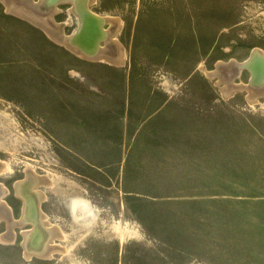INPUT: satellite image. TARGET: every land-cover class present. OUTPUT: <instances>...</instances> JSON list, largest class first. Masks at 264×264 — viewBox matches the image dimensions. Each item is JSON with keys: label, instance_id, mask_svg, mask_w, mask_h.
Returning a JSON list of instances; mask_svg holds the SVG:
<instances>
[{"label": "rangeland", "instance_id": "1", "mask_svg": "<svg viewBox=\"0 0 264 264\" xmlns=\"http://www.w3.org/2000/svg\"><path fill=\"white\" fill-rule=\"evenodd\" d=\"M10 1L40 17L0 0V264H264V0H91L93 57L72 0Z\"/></svg>", "mask_w": 264, "mask_h": 264}, {"label": "bare ground", "instance_id": "2", "mask_svg": "<svg viewBox=\"0 0 264 264\" xmlns=\"http://www.w3.org/2000/svg\"><path fill=\"white\" fill-rule=\"evenodd\" d=\"M4 2H5V4H6V7H7V9L9 10L10 8H13L15 5H14V2L13 1H10V0H3ZM60 1H63L64 2V0H49V2H60ZM91 0H72V4H73V9L75 10V12H76V14H77V16L79 17V18H81L80 20H81V29H80V31H84V30H87L88 29V27H89V25L90 24H92V29H90V30H94V32H96L97 33V36L96 37H94L92 40H91V44H88V42L86 43V42H83L82 40H81V37H80V35H76V36H74V37H70V38H67L66 39V41L68 42V44H70V45H73L75 48H78L83 54H85L86 56H88V57H93V56H95V55H97V54H101L102 52H104V50L102 49V48H100L99 47V45H98V42H99V40H100V38H107V33H108V31L106 32V31H102L101 32V30H102V23H103V21L105 20V18H101L100 20H95V19H93V15H88L87 13L89 12L90 13V11L88 10V8L86 7V4H88L89 2H90ZM18 5V4H17ZM15 6V9H17L18 11H22V12H24V13H27V14H30L33 18H39L40 17V15L38 16V15H35L34 14V12L32 11H29V10H27V8L26 7H24V6ZM84 7H86V9L84 8ZM56 8V7H55ZM55 11V10H54ZM43 18V17H42ZM88 18H90V22H86V19H88ZM108 19V18H107ZM106 19V20H107ZM42 20V19H41ZM43 20H44V18H43ZM42 20V21H43ZM85 20V21H84ZM109 20H111V19H109ZM43 22H45V21H43ZM91 26V25H90ZM79 31V32H80ZM106 33V35H104ZM110 33H112V32H110ZM83 35V34H82ZM104 35V36H103ZM111 38V37H110ZM109 39V38H108ZM108 42V41H107ZM257 51H260V50H257ZM103 54V53H102ZM105 55V54H104ZM98 56V55H97ZM116 57V56H115ZM234 63H236V62H234ZM242 63H239V64H236V65H238V66H240ZM255 65V64H254ZM212 73V72H211ZM215 74V73H214ZM224 77V76H223ZM227 80V79H226ZM229 83V82H228ZM228 86V85H227ZM3 190H4V188L2 189V185L0 184V195L2 194V192H3ZM17 190H18V192L23 196V197H25V205H28L29 204V206H30V209H31V212L34 210L33 209V200L30 198V196L28 195V194H26L25 192H24V190H22V188L20 187V185L17 187ZM24 192V193H23ZM35 206V205H34ZM26 207V206H25ZM1 208H5V206H4V203L3 204H1ZM27 209H28V207H27ZM29 209V210H30ZM28 210V211H29ZM26 212V211H25ZM30 213V212H29ZM35 213V212H34ZM33 214V213H32ZM28 216H30V214L28 215ZM32 217H36L35 215L34 216H32ZM31 217V218H32ZM28 218V217H27ZM34 219V218H33ZM26 221V220H25ZM35 221V220H34ZM33 221V222H34ZM38 221V220H37ZM36 225H38V223L36 224ZM37 228V227H36ZM39 231V230H38ZM38 231H36V232H38ZM41 231V230H40ZM34 232V231H33ZM27 234V233H26ZM39 233H37L36 234V236L38 235ZM42 234V233H41ZM30 235V234H29ZM28 235V236H29ZM33 235H34V233H33ZM27 235L25 236L26 238L24 239V241H23V244H24V247H25V254H30V253H39V252H41V251H39V250H37L36 248H34L32 245H29V243H27L26 242V239H27V237H28ZM30 237V236H29ZM40 237V236H39ZM34 238V237H33ZM41 239V238H40ZM33 240H35V239H33ZM32 241V240H31ZM33 242V241H32ZM38 242V241H37ZM40 243V242H39ZM35 244H36V242H35ZM34 245V244H33ZM36 246V245H35ZM40 246V245H39ZM38 248V247H37ZM46 251V250H45ZM35 253V254H36ZM42 253V252H41ZM41 253H39V254H41ZM44 253V252H43Z\"/></svg>", "mask_w": 264, "mask_h": 264}, {"label": "crops", "instance_id": "3", "mask_svg": "<svg viewBox=\"0 0 264 264\" xmlns=\"http://www.w3.org/2000/svg\"><path fill=\"white\" fill-rule=\"evenodd\" d=\"M3 1V0H2ZM5 3V2H4ZM5 6H6V4H5ZM14 8V7H13ZM27 8V10H29V11H31L32 12V10H30L28 7H26ZM6 9H7V7H6ZM8 10V9H7ZM26 15H30V14H27V13H25ZM35 14V13H34ZM36 15V14H35ZM30 17H32L31 15H30ZM78 23H79V26H80V18L78 17ZM91 25V26H90ZM89 25V27H88V29L90 28V27H92V24H90ZM79 26H78V29H79ZM92 29V28H91ZM78 30H76V32H77ZM90 31H94V30H90ZM75 32V33H76ZM76 35V34H75ZM75 35H73V36H75ZM16 183V182H15ZM21 182H20V187H21ZM24 185V184H23ZM15 187H16V185H15ZM22 188V190H24V192H25V190H27V188H23V187H21ZM16 189V188H15ZM28 192L26 193V194H29L31 197H32V192H31V190H27ZM22 196V195H21ZM33 198V197H32ZM22 199H23V206H22V208H23V210H22V216H21V218L20 219H15V217L13 216V209H12V206L10 205V204H8L6 201V203L9 205V207H10V212H8L5 208L3 209V208H1L3 211H5L7 214H8V216L12 219V223H15V222H30V223H32V227L28 230V232H26L27 233V239H26V242L27 243H29V245H32L34 248H40V247H42L43 246V239H44V236H45V230H44V228L42 227V224H40V221H39V219L37 218L38 217V214H37V204H36V202H35V199L33 198V204L35 205H33V211L31 212V209H30V206H29V204L28 205H25L26 203H25V197H23L22 196ZM25 203V204H24ZM26 206V207H25ZM27 207H28V209H27ZM30 209V210H29ZM29 210V211H28ZM26 211V212H25ZM30 212V213H29ZM35 212V213H34ZM33 213V214H32ZM30 214V216H28ZM36 216V217H32V216ZM28 217V218H27ZM32 217V218H31ZM34 218V219H33ZM26 220V221H25ZM35 220V221H34ZM39 222H38V221ZM34 221V222H33ZM38 223V225H36ZM37 227V228H36ZM10 228H9V226H8V230H9ZM32 229V230H31ZM39 230V231H38ZM41 230V231H40ZM34 231V232H33ZM36 231H38V232H36ZM33 233H34V235H33ZM37 233H39L37 236H36V234ZM42 233V234H41ZM3 236V235H2ZM11 238H13L14 239V236H16L15 235V232H14V230H12V233L9 235ZM40 236V237H39ZM3 237H5V236H3ZM24 237H25V235H24ZM34 237V238H33ZM41 238V239H40ZM12 239V240H13ZM33 239H35V240H33ZM33 242H32V241ZM23 241V240H22ZM38 241V242H37ZM35 242H36V244H35ZM40 242V243H39ZM34 244V245H33ZM36 245V246H35ZM40 245V246H39ZM22 246H23V244H22Z\"/></svg>", "mask_w": 264, "mask_h": 264}, {"label": "water", "instance_id": "4", "mask_svg": "<svg viewBox=\"0 0 264 264\" xmlns=\"http://www.w3.org/2000/svg\"><path fill=\"white\" fill-rule=\"evenodd\" d=\"M86 9V7H84ZM255 63L256 66L254 65ZM247 67L250 69L252 81H259L264 75V54L261 51L253 50L250 56L243 61L239 68Z\"/></svg>", "mask_w": 264, "mask_h": 264}]
</instances>
